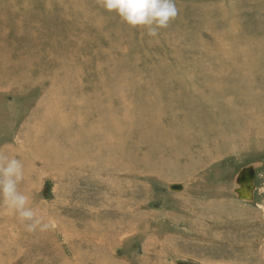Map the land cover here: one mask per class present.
Instances as JSON below:
<instances>
[{"label": "rangeland", "instance_id": "rangeland-1", "mask_svg": "<svg viewBox=\"0 0 264 264\" xmlns=\"http://www.w3.org/2000/svg\"><path fill=\"white\" fill-rule=\"evenodd\" d=\"M176 5L150 37L97 0H0V152L55 223L0 206V263L264 264V0Z\"/></svg>", "mask_w": 264, "mask_h": 264}, {"label": "clouds", "instance_id": "clouds-1", "mask_svg": "<svg viewBox=\"0 0 264 264\" xmlns=\"http://www.w3.org/2000/svg\"><path fill=\"white\" fill-rule=\"evenodd\" d=\"M97 3L109 12H116L128 25L145 28L150 37H157L159 30L167 28L179 14L176 0H97ZM24 180L23 161L0 152V206L15 215L27 232L53 229L54 221L32 207L29 195L19 190Z\"/></svg>", "mask_w": 264, "mask_h": 264}, {"label": "water", "instance_id": "water-1", "mask_svg": "<svg viewBox=\"0 0 264 264\" xmlns=\"http://www.w3.org/2000/svg\"><path fill=\"white\" fill-rule=\"evenodd\" d=\"M254 179H255V169L253 166L249 165L243 168L240 172L239 178L237 180L239 185L246 187V198L252 199L254 193ZM168 188L172 191H182L184 189V185L181 183H172L168 185ZM239 190V188H237ZM239 193H242L239 190Z\"/></svg>", "mask_w": 264, "mask_h": 264}, {"label": "bare ground", "instance_id": "bare-ground-1", "mask_svg": "<svg viewBox=\"0 0 264 264\" xmlns=\"http://www.w3.org/2000/svg\"><path fill=\"white\" fill-rule=\"evenodd\" d=\"M98 128V127H97ZM99 129V128H98ZM94 132H97V131H94ZM102 132V131H101ZM106 134H107V132H106ZM111 134V133H110ZM108 137V136H107ZM252 166V165H251ZM254 167V166H253ZM75 172L77 173V174H79V171H78V168H75ZM75 176H76V174H75ZM7 220H9V219H7ZM9 223V222H8ZM16 259V258H15ZM1 260H2V258H1ZM1 260H0V262H1ZM15 261V260H14ZM3 262V261H2ZM0 264H2V263H0Z\"/></svg>", "mask_w": 264, "mask_h": 264}]
</instances>
